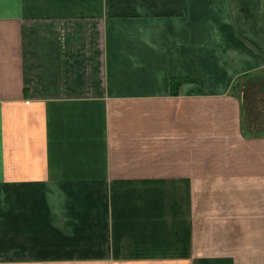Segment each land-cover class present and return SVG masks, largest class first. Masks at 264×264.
<instances>
[{
  "label": "crops",
  "instance_id": "1",
  "mask_svg": "<svg viewBox=\"0 0 264 264\" xmlns=\"http://www.w3.org/2000/svg\"><path fill=\"white\" fill-rule=\"evenodd\" d=\"M0 264H264V0H0Z\"/></svg>",
  "mask_w": 264,
  "mask_h": 264
},
{
  "label": "trees",
  "instance_id": "2",
  "mask_svg": "<svg viewBox=\"0 0 264 264\" xmlns=\"http://www.w3.org/2000/svg\"><path fill=\"white\" fill-rule=\"evenodd\" d=\"M179 82H180V80H179L178 78H173V79H172L173 87H174V88L178 87Z\"/></svg>",
  "mask_w": 264,
  "mask_h": 264
}]
</instances>
